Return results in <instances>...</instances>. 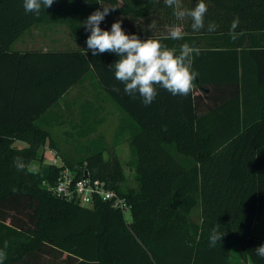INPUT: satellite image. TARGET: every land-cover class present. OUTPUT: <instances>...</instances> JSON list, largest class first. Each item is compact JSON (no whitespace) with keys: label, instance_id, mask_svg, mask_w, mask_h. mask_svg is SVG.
Here are the masks:
<instances>
[{"label":"trees","instance_id":"trees-1","mask_svg":"<svg viewBox=\"0 0 264 264\" xmlns=\"http://www.w3.org/2000/svg\"><path fill=\"white\" fill-rule=\"evenodd\" d=\"M199 0H181L190 10ZM205 28L177 19L165 0H54L39 15L23 0H0V250L3 264H264L255 248L254 221L264 210V0H204ZM114 7L100 27L122 21L126 34L160 38L170 26L182 40L169 48L198 47V72L187 96L163 88L145 106L124 92L108 65L118 57L87 50L83 21L102 7ZM238 19L235 29L234 20ZM156 21V27L147 25ZM214 23V31H208ZM65 26L80 45L17 49L32 27ZM233 34L235 39H233ZM89 82L123 113L114 144L128 142L136 185L129 186L117 159L106 162V141L96 126L75 133L87 155L62 165L108 182L131 204L130 216L108 201L83 206L50 192L62 165L46 162L40 149L56 145L46 113L70 90ZM241 85V94L203 112L197 89ZM118 88L119 91H114ZM83 109L89 111L86 103ZM17 141L26 143L24 146ZM82 141V140H80ZM57 149V148H56ZM40 163L37 170L30 165ZM216 229L222 236L210 246ZM8 247L4 248V242Z\"/></svg>","mask_w":264,"mask_h":264},{"label":"clouds","instance_id":"clouds-1","mask_svg":"<svg viewBox=\"0 0 264 264\" xmlns=\"http://www.w3.org/2000/svg\"><path fill=\"white\" fill-rule=\"evenodd\" d=\"M54 0H23V8L26 13L39 15L41 8H50ZM169 7H175L174 15L177 19L184 17L191 18V28L200 31L205 28V15L208 8L204 0H199L196 6L190 10L182 8L181 0H165ZM90 14L83 26L86 32H90L86 39L87 50L93 56L105 52L114 53L118 59L108 65L114 71L115 78L122 82L124 92L135 99L138 93L145 106L152 104L157 96L158 88H163L172 95L187 96L193 89V81L198 77V72L192 70L194 55L198 56V47L183 43L179 49L169 48L163 44L162 40H182L184 32L178 25L170 26L166 35L160 38L141 39L136 34H126L122 28V21L116 20L111 25V29L104 30L100 27L105 17L109 15L114 7L101 6ZM238 24V19L234 20L232 28ZM148 29L156 27V21H151L147 25ZM216 25L209 23L208 31H214ZM233 34V39H235ZM114 91H119L114 88ZM224 236V235H223ZM223 236L213 229L210 236V246H215L221 241ZM8 247V242H4V248ZM256 255L264 258V244L255 248ZM6 252L0 250V264L6 259Z\"/></svg>","mask_w":264,"mask_h":264},{"label":"crops","instance_id":"crops-1","mask_svg":"<svg viewBox=\"0 0 264 264\" xmlns=\"http://www.w3.org/2000/svg\"><path fill=\"white\" fill-rule=\"evenodd\" d=\"M60 26H54V30L58 31ZM65 27V26H63ZM52 29V28H51ZM43 30V32L47 33L49 30ZM42 30V29H41ZM30 33V30L25 34ZM51 47V46H50ZM48 46L42 47H33L30 46L28 48H20L17 49H47L50 48ZM59 48V47H57ZM77 90L83 94L85 89L88 91V94L84 95L82 100L79 101V96L76 98L69 99L67 98L68 94L72 91V89L76 88ZM68 94L65 95L62 99H60L59 104L53 108H51L45 116L46 122L45 126L49 129L55 140L56 145L52 148L50 145H45L44 148L40 149V152L44 155V158H53V150L58 152V160L63 161L62 151L60 146H58V142L55 139L54 134L60 135L61 141L62 138L68 136L71 131L75 133L77 129L83 128L84 125L88 127H92V125L96 126V133L99 131V126L104 123L108 116H114L116 127L118 126L119 118L123 116L116 104L103 92H99L98 89H95L93 85L89 82L84 84L77 85L73 87ZM241 85L238 86L230 85V84H221L219 86L213 87V85L203 86L202 89H197L195 92L196 95H200V103L201 109L203 112L213 108L214 106L221 105L224 102L234 98L237 94H241ZM78 95V93H77ZM89 105V111L85 112L83 107ZM261 111L264 113L263 108L259 107H250L248 108V112L254 114L256 112ZM115 127V129H116ZM60 129V133H55ZM96 133L91 134L90 137H96ZM76 134V133H75ZM123 143V142H122ZM121 144V143H120ZM118 144V145H120ZM26 145V143H24ZM23 145V146H24ZM57 148V149H56ZM130 153V152H129ZM48 154V156L46 155ZM50 162V161H49ZM254 229L255 236L264 238V210L258 214L257 218L254 221ZM237 264H253L250 259L247 261L240 260Z\"/></svg>","mask_w":264,"mask_h":264},{"label":"rangeland","instance_id":"rangeland-1","mask_svg":"<svg viewBox=\"0 0 264 264\" xmlns=\"http://www.w3.org/2000/svg\"><path fill=\"white\" fill-rule=\"evenodd\" d=\"M80 45L79 42L75 40V38L72 36L70 31L63 26H60V29L57 31L54 30L52 27L51 30H49L47 33L43 32L40 27L34 26L30 29V33H27L23 35L21 38H19L14 44L13 47L16 48L17 46L20 48H28L30 46L33 47H42V46H48V47H76ZM78 93V95H77ZM85 94H88V91L85 89V92L81 94L77 87L72 89V91L68 94L67 98L72 99L79 96V101L82 100L83 96L85 97ZM115 119L114 116H108L107 120L102 123L99 126V131L96 133V136H101L106 141V152L104 154V159L106 162H111L112 159H117L119 164L122 166L124 170V174L127 178V184L129 186H135V180H134V166L131 160V156L129 153V145L128 142L124 141L120 145L114 144V133H115ZM60 129L56 131L55 133H60ZM55 139L58 142V146H60V149L65 157L68 158L70 161H78L80 158H83L87 154L84 151H77V142L81 143L85 141V138H79L77 134H75L73 131L68 134V136L64 137V140L62 138V141L60 140L62 136L55 135ZM82 140V141H80ZM17 145L23 146L24 142L17 141ZM48 156V154H46ZM46 162L51 161V159L44 158ZM61 163V160H59ZM40 163L33 162L30 165L31 170H37L39 168ZM127 219H131L130 213L126 214Z\"/></svg>","mask_w":264,"mask_h":264},{"label":"built area","instance_id":"built-area-1","mask_svg":"<svg viewBox=\"0 0 264 264\" xmlns=\"http://www.w3.org/2000/svg\"><path fill=\"white\" fill-rule=\"evenodd\" d=\"M51 162L62 165L56 150H53ZM48 189L56 196L83 206H91L96 199H100L108 201L112 207L125 214L130 213L131 210L127 197L111 187L106 180L94 177L87 171L79 176L75 170L66 165L61 166L57 179L48 185Z\"/></svg>","mask_w":264,"mask_h":264},{"label":"water","instance_id":"water-1","mask_svg":"<svg viewBox=\"0 0 264 264\" xmlns=\"http://www.w3.org/2000/svg\"><path fill=\"white\" fill-rule=\"evenodd\" d=\"M85 175H87V174H85Z\"/></svg>","mask_w":264,"mask_h":264}]
</instances>
